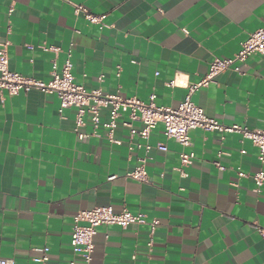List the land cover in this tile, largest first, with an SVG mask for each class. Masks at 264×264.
Instances as JSON below:
<instances>
[{"label":"crops","instance_id":"0c3cea01","mask_svg":"<svg viewBox=\"0 0 264 264\" xmlns=\"http://www.w3.org/2000/svg\"><path fill=\"white\" fill-rule=\"evenodd\" d=\"M73 5L105 15V26L75 16ZM259 29L264 0H0V45L9 43L11 72L47 82L51 62L59 71L70 52L74 81L87 91L144 103L154 94L156 106L171 109L214 59L232 58ZM191 101L224 126L263 130L264 55L249 56L241 74H219ZM75 117L73 108L59 112L54 95L0 91V260L35 264L47 247L50 264H83L70 248L73 216L112 207L143 213L145 223L98 227L91 264H264V187L257 192L251 178L264 164L250 142L192 130L187 151L195 158L182 167V149L161 125L147 155L137 148L146 142L122 126L126 114L113 144L103 127L91 136L88 115L79 132L89 137L78 140ZM100 120L108 121V109ZM142 158L148 183L127 179ZM153 219L159 225L151 233Z\"/></svg>","mask_w":264,"mask_h":264},{"label":"built area","instance_id":"2783aa9c","mask_svg":"<svg viewBox=\"0 0 264 264\" xmlns=\"http://www.w3.org/2000/svg\"><path fill=\"white\" fill-rule=\"evenodd\" d=\"M75 16L82 14L84 19L93 25L105 26V15H93L81 5H73ZM9 43L0 45V91H5L9 96H18L21 93L30 91H39L44 94L54 95L59 101V112L65 109L73 108L76 110L75 134L78 140H84L89 135L79 132V129L85 126V116L88 115L92 125L93 133L96 137L98 128L103 127L106 130V138L109 144L116 143L114 131L117 128V119L126 114V119L122 126L129 130L130 138L138 137L145 141L144 145H137L138 149H144L145 154L151 152L152 147L147 143L150 133L161 125L163 135L166 139L174 140L182 149L179 153V160L182 167L192 164L195 155L187 151L190 147L189 133L192 130L200 129L206 132H218L235 134L239 137V143L250 142L257 148L258 162L264 164V129L251 130L243 125L224 126L212 118L206 116L204 111L197 107L191 101V95L200 88L207 87L219 74L226 71H233L241 74V65L251 55H264V29H259L251 33L247 39L240 43V49L230 59H214L208 69L207 75L198 83L188 87V93L182 103L176 108L158 107L154 101L156 96L151 94L148 103L139 99L124 98L118 94L104 95L100 89L87 91L82 85L74 81L71 73L72 62L70 52L66 53L61 69L57 70L56 61L51 62L50 80L43 82L32 77H25L9 70V59L7 48ZM45 51L53 52L55 55L60 52L59 48L49 47ZM102 81V77L98 78ZM172 81L168 85L174 86ZM108 109V121L102 123L100 120V111ZM134 123L142 125L140 130L133 128ZM132 149V148H130ZM157 150L166 152L164 145H157ZM215 166L221 171L223 168L215 163ZM181 175H184L181 173ZM238 178H244L246 175L237 171ZM127 179L139 183H148L146 172V158L138 160L136 167L125 176ZM116 176H110L109 181ZM256 191L264 187V172L259 171L252 177ZM72 233L70 238V248L74 257L82 260L83 264H91L93 260V237L96 229L100 226H116L125 229L131 225H140L145 223L143 213H131L127 209L116 213L112 207H98L90 210L78 211L72 219ZM150 231L154 232L159 225V221L153 219L150 223ZM151 246V243H148ZM40 256L33 259L35 264H50L48 257V248L44 247L38 250ZM0 264H14L13 260H0ZM69 264H75L74 260Z\"/></svg>","mask_w":264,"mask_h":264}]
</instances>
